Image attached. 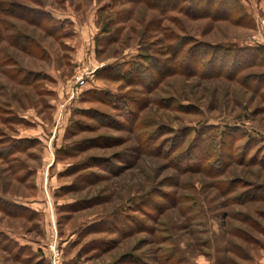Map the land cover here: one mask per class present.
I'll return each instance as SVG.
<instances>
[{
	"label": "rangeland",
	"instance_id": "1",
	"mask_svg": "<svg viewBox=\"0 0 264 264\" xmlns=\"http://www.w3.org/2000/svg\"><path fill=\"white\" fill-rule=\"evenodd\" d=\"M0 200V264H264V0H0Z\"/></svg>",
	"mask_w": 264,
	"mask_h": 264
},
{
	"label": "built area",
	"instance_id": "2",
	"mask_svg": "<svg viewBox=\"0 0 264 264\" xmlns=\"http://www.w3.org/2000/svg\"><path fill=\"white\" fill-rule=\"evenodd\" d=\"M89 73L86 70H76L72 75V81L75 87L81 88L86 85L87 75ZM46 250L47 257L49 259L50 264H62L61 261V253L56 248V242L54 235L51 236V240L47 242Z\"/></svg>",
	"mask_w": 264,
	"mask_h": 264
},
{
	"label": "trees",
	"instance_id": "3",
	"mask_svg": "<svg viewBox=\"0 0 264 264\" xmlns=\"http://www.w3.org/2000/svg\"><path fill=\"white\" fill-rule=\"evenodd\" d=\"M189 1V0H188ZM111 22V20L110 19H107L106 21H104V22H102V24L100 25V27H99V29H100V31H108V30H106L105 29V27H106V25H108L109 23ZM206 47H209L208 45H206ZM212 48V47H211ZM244 50L245 51H257V49H242L241 51H239V54H240V52L241 53H244ZM246 53V52H245ZM249 53V52H248ZM110 97V96H109ZM75 122H77V123H79V124H81V122L79 121H75ZM69 125H70V123H69ZM68 129L66 128V131H67ZM27 142H28V140H26ZM15 143V142H14ZM218 161V160H217ZM187 168V167H186ZM0 205L2 206L1 208H2V210H4V211H10V212H12V213H14V212H16L17 214L19 213V214H26L27 216H31V214L32 213H34L32 210H29V209H27V208H25V207H22V206H19V205H16V204H14L13 202H9V201H4V200H0ZM7 209V210H6ZM34 215V214H33ZM2 237L1 238H3V235L2 234H0ZM4 240H5V242L6 243H8V245H11L10 247H11V251H12V249H15L14 251H17L18 249H20V247L19 246H17L14 242H10V241H8L7 239H5V238H3ZM14 243V244H13ZM3 245H6V244H3Z\"/></svg>",
	"mask_w": 264,
	"mask_h": 264
},
{
	"label": "crops",
	"instance_id": "4",
	"mask_svg": "<svg viewBox=\"0 0 264 264\" xmlns=\"http://www.w3.org/2000/svg\"><path fill=\"white\" fill-rule=\"evenodd\" d=\"M91 55H92V51H90V53H89V57H91ZM14 203V202H13ZM20 205H24V204H20ZM25 206V208H27V209H31L32 211H33V209L32 208H30L28 205H24Z\"/></svg>",
	"mask_w": 264,
	"mask_h": 264
}]
</instances>
